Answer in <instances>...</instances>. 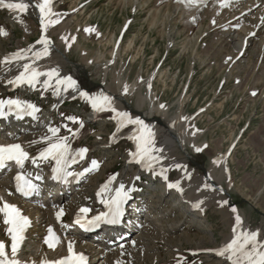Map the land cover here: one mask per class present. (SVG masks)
<instances>
[{
    "label": "rangeland",
    "instance_id": "374dc122",
    "mask_svg": "<svg viewBox=\"0 0 264 264\" xmlns=\"http://www.w3.org/2000/svg\"><path fill=\"white\" fill-rule=\"evenodd\" d=\"M24 2L29 4L27 11L21 15L27 24L26 33L16 16L10 10L0 7V27L8 33L7 36H0V58L4 53L13 51L17 42L23 48L35 47L42 34L40 13L35 7L39 0ZM51 7L58 14L51 19H59V23L50 24L44 34L67 58L68 63L64 68L69 75L81 84L89 78L97 85L104 83L117 88L121 93H125L126 85H133V90L125 93L129 106H125L122 111L130 115L135 113L130 109L132 107L140 106L141 112L147 110V100H142L140 105L138 103L139 97L146 95L149 88L153 104L165 105L162 124L172 127L170 118L180 115L189 131L186 132L188 134L184 145L189 157L179 148L171 150L168 143L162 142L161 137L155 135L154 138H158L159 145L167 151L163 160L172 162L184 158L193 170L194 178L188 175L187 180L177 168L169 167L166 168L165 180L159 175L160 166L155 168L154 173L149 170L139 171L136 162L126 165L124 182L135 179L132 191L135 198L132 200L142 212L141 217L138 213L137 218L143 224L137 227L140 229L146 225L145 228H150L147 234L150 237L154 234L152 232L161 228L158 227L161 224L165 234L157 239L151 238L153 246L149 253L153 255L150 257H142L141 261L136 257L139 261L136 262L137 248L141 244L143 246L140 241L135 250L129 247L117 251L108 264H218L220 259L211 258L205 262L202 256L188 253L189 247L199 241H205L208 246H220L223 235L229 230V223L235 222V214L231 211L233 207L237 213H243L247 231L258 230L264 242V17L256 13L252 17L242 16L240 7L231 5L213 14L205 12L201 21L192 22L190 13L179 9L180 6L177 7L173 0H53ZM228 24L233 28L225 29ZM233 25L257 29L256 35L243 51L240 48L242 33H235L238 29ZM87 28L95 31L86 32ZM36 63L34 67L39 70L45 67L41 59ZM72 63L83 64L85 72L73 73ZM17 70L16 75L23 71L21 66ZM9 74H13V69ZM9 74L0 73V96L6 93V78ZM52 84L53 87L47 90L42 83L36 85L31 100L39 106L40 111L36 113L38 118L23 120L17 125V131L29 129L25 134L26 139L18 137L21 140L18 141L23 142L29 150H37L46 145L41 142V137L51 135L49 132L37 138L29 134L38 131L33 125L49 117L52 127L60 129L58 135L68 137L71 149H88L83 167H89L92 160L99 162V169L89 172L83 180L84 184L75 190L71 189L70 194H67V198L73 200L65 203L63 223L58 224L51 218L56 231L62 233V225L70 222L73 211L82 207L93 211L96 206L92 196L95 185H104L109 177H117L123 170L129 152L132 151L125 133L133 126L128 125L118 131L117 121L104 116L96 122H85L92 112L89 113L90 103L69 95L67 91L62 93L63 96L60 93L54 94L56 85L55 82ZM97 85L89 87L87 91L97 90ZM253 92L256 95H252ZM11 95L7 94L6 97ZM61 98L65 101L58 107L56 105L49 116L50 112L47 111ZM67 117H76L83 122L78 135L73 136L68 129L76 131L79 123ZM196 147L203 148V151L197 153ZM222 157L227 177L221 179L218 187L226 189L223 198L214 195L208 200L204 195L201 207L189 212L185 202L183 206L173 205L178 196L175 188H169L165 196L160 195L164 183L176 182L183 189L180 195H187L191 178L199 182L207 180V172L218 159L220 162L215 164L213 174H219ZM136 174L140 175V179H136ZM113 184L109 186L108 192L113 191ZM225 200L228 203L223 206L218 203ZM162 214L166 217L159 222L150 221L151 217ZM37 222H32L26 232L20 250L21 256L25 258L28 253H37L39 250L37 243L43 234L39 233V238L37 233L43 229H40L41 225ZM174 224L176 228L173 229L171 227ZM6 228L0 214L1 241L8 238ZM138 232H134V235ZM131 240L133 238L128 239ZM9 243L11 245V241ZM172 243L175 246L171 247ZM175 251L180 256L177 252L172 255ZM184 257L186 260L180 261Z\"/></svg>",
    "mask_w": 264,
    "mask_h": 264
},
{
    "label": "bare ground",
    "instance_id": "6f19581e",
    "mask_svg": "<svg viewBox=\"0 0 264 264\" xmlns=\"http://www.w3.org/2000/svg\"><path fill=\"white\" fill-rule=\"evenodd\" d=\"M173 3H175V5L177 7L180 6L179 9H182V10L189 12L191 15L192 22L201 21L203 14L205 12H208V13L211 12L210 14H213V12H216V11L220 10L221 8H225V6H222L223 0H197V3L191 4V5L187 2V0H178V1L173 0ZM231 5L239 6L240 7L239 12L242 16L252 17L253 14L256 13L258 16L264 17V0H231V3H229L228 6H226V7H229ZM1 8H3V7H1ZM3 9H6V8H3ZM11 12L17 17V20L19 21L20 26L22 28H24L25 33L28 32L27 24H26V22H24V20L21 16L24 13H17V12H13V11H11ZM230 26L231 25L228 24L227 27H225V29L233 28ZM233 26H235V28L238 29V31H235V33L236 32L242 33L241 36L243 38H242L241 43H240V46H241L240 48H241V51H243L244 48L246 47V45L249 43V41L252 40V37H254L256 35L257 29L255 30V28H247L244 25H241V26L240 25H233ZM55 46L52 43H50L49 54L47 56H44L43 58H41L42 63H45V67H42V68L40 67V68H41V71H47L50 68H60L59 70H60L61 77L71 76L72 79L76 81L77 88L75 90L72 88H69L67 90L69 95L78 96V95H80L81 92H85L91 97V96H99L100 94L103 93V94L111 96L113 98V106L118 111H123L125 106H129L127 99H126V96H125V93H121L117 88L115 89V87L112 86L114 88L113 89L109 85H106L104 83H100L99 85H97V83H95L91 80H88L89 78L87 79L86 83L81 84V83H79V81L74 79L72 75H69L64 68L65 65L68 63L67 58L62 53H60V51H58V49H57V46L56 47ZM42 48H43V45L37 44L34 48H32L31 52H27V56L32 58L33 52L41 51ZM21 49L27 50V48L21 47L20 43L17 42V46L15 47V49L13 51H11V52L5 51L6 53H4V55H2L0 58V60H1L0 73H4V75H6V74H9V71H11V69H13V74H11V75L9 74L10 76L8 78H6V79H8V82L6 83L8 89L25 90V89L30 88L32 93H33V91L36 90V87L32 88L28 85L13 86L12 84L9 83L10 80H13L16 77V74L18 73L17 69L20 68V66L23 69L22 65L24 63H32V59L22 60V61H13L11 63H5L4 62L5 57H8L12 53H15ZM36 61L37 60H35V63L33 64V66L37 64ZM71 65H72L71 67L73 68V73L76 74V73H80V72H85V66L83 64L72 63ZM41 78L45 79L46 77H41ZM43 79H41V81H43ZM150 80L148 81V84H150ZM52 82H55V81L53 80ZM96 85L98 86L97 90L87 91V89L89 87L96 86ZM126 87H127V90L129 92H131L134 88L133 85H131V86L126 85ZM93 88H95V87H93ZM60 89L61 90L59 91V93L61 94V96H63L62 93L65 92L63 90V86H60ZM15 94L16 95L13 96V99L18 98L22 101H27L29 103L35 104L38 107L36 102H33L31 99H28L30 97L24 96L22 93H19V94L15 93ZM139 98L140 99H139L138 104L140 105L142 100H147L148 101V108H147V110L141 112L140 108H139L140 106L132 107L130 109L135 113L131 116L140 117V119H142L145 122V124H147L149 126L151 131L154 133V136L156 135V137L157 136L161 137L163 139L162 142L168 143L171 150H173L175 148H179L184 154L187 155V157H189V153L186 151L185 146H184L186 134H188L186 132H189V131L186 130L187 129L185 126L186 124H185L184 120L181 118V116L175 115L172 118H170V122L172 124V127H168L166 125H163L162 121H163V118L165 117V110H164L165 108L163 109L160 107V105H154L153 104V102L151 100L152 99L151 90L148 88L146 95H144L143 97L141 96ZM56 105H58V103L54 104L47 111V113L50 112L49 116L52 115V111H54ZM103 116L113 119L115 117V113L108 111V110L97 112L93 109L91 114H90L89 120H98L99 118H101ZM30 118H33V117L29 116V115H24L23 118L17 119L15 114H10L7 117H3V119H6L8 122L6 123V127L3 130L0 129V145L21 144L23 146V148L29 153V149L23 144V142L21 143L18 141V140H20L19 138H21V139L25 138L26 139L25 134H26V131H28L29 129L27 130V129L22 128L23 131L18 130V133H15L14 130L17 129V125L20 124L23 120H28ZM113 120H116V119L114 118ZM33 127L38 128V131H35L33 134H29V135H32V137H34V138H37V137L43 136L44 134L48 133V128L52 127V125L50 124L49 117H48V118H45V120H43L42 123L35 124V125H33ZM31 130L33 131V129H31ZM20 132H21V134H20ZM135 133H136V128H135V126H133V128L130 131L126 132L125 134L129 138L130 136L134 135ZM157 139L155 140L156 141V143H155L156 148L163 149V151L160 153H157V155L162 156V157L163 156L166 157L167 151L164 150V148H163L164 146L161 147L162 145H159V142L157 141ZM187 140H188V138H187ZM71 150H73V152H74L77 149H71ZM135 151H136V144L134 145V150L129 152V155L126 159V162H125L126 164H125L123 170L118 174L116 179L113 181V183H114L112 186L113 191H111L113 196L115 195V189L119 188L120 184H124L126 189H132L133 188V182L131 181L132 178L130 180H128L127 182H124L123 175L125 174L126 165L135 163L134 161L131 160V157H130V153L135 152ZM171 152H173V151H171ZM29 155H30V153H29ZM172 156H174V155H172ZM163 159L160 160V162L156 165V167L160 166L164 169L169 168V167L177 168L179 173L182 175L183 178L187 179L188 178L187 176L189 174L194 178V174H193L194 172L192 173L193 170H191L189 168V166L187 165V162L184 158L180 159V160H175V161L172 160V162H166ZM167 159H169V158H167ZM79 161L80 160L78 159L76 163H79ZM76 163H72L68 170L71 172H74V173H80L85 168H87L86 166L85 167L82 166L83 168L78 167V168L73 169L72 167H74L73 165H75ZM221 163H222V166L220 167L219 174H215V175L213 174L214 173L213 169H214V166L216 163L212 164V166L209 169L210 173L207 172V180H205L204 182H199V181L191 178L192 180L190 182H188L189 183L188 184V188H189L188 194L182 196V195H180L182 193H179V191H177L176 193L178 196H176V198L173 202V205H179V206L182 205L183 206V203L185 202V203H187V205L185 207L186 210H188L189 212H193L196 209H199L197 207H194V205L197 202H199L202 198H204L203 197L204 195H206L208 197V200H211L210 198H212V196H214V195H220L222 198L224 196H226V189L223 190V189L218 187L221 179L223 177H227V171H226V165L224 163V157L221 158ZM54 164H55V162H54ZM177 165H181L182 167H177ZM137 166L138 167L140 166V170L148 171V169L143 167L141 164L137 163ZM88 173H86L85 175H87ZM138 175L136 177H138ZM68 178H70V177H68ZM5 179L0 181V198H2V200H0V204H2L3 202L6 201L9 204L15 205L20 210L22 215L29 218L30 225L32 224V222L38 221L37 223L39 225H41L40 229H43L37 233V234H39V233L43 234V237L37 243V246L39 247L38 252L37 253L30 252L27 254V257L25 258V257L21 256L20 250L22 249V246H23L24 241L26 239V232L30 229V226L26 229V231L24 233V239H23L22 243L20 244L18 255H17V258L19 260H21L22 264H40V262L42 260H48V261L60 260L61 258L65 257L69 254L68 253V243L70 241L73 243V248H74L75 252L83 253L84 256L87 257L88 264H108L110 262V260L112 261L113 257L115 256V253H117V251L125 250L126 248L128 249L129 247H131L130 250H135L134 248L139 246L138 244L140 243V241H142L144 247L143 246L141 247V245H142L141 244L139 246V248H137L138 252L135 254V259L137 257L138 260L141 261L142 257L148 258L151 255H153V254L149 253V250L152 249L151 247L153 246L151 244L152 243L151 238L157 239L165 231V229L163 230L162 225L159 224L158 227H161V228H159V230L157 232H152V234L153 233L154 234L150 235V237H148L147 234H149L150 228L149 229L145 228L146 227V225H145L144 228L142 227L139 229L137 226H139L140 224H143V223L141 221H139L140 219H138L137 215H135V217L132 218L130 225L128 224V222H123L122 225L115 228V233L116 234H117V232L119 233L117 235H120V233H128V236H127V238H123L122 242H120V244L114 243L111 246L110 241L115 239V237H116L115 235H112L111 238H105V236H107V235H105L104 236L105 240H103V239L94 238V236H87V235L84 236L82 233H80L78 231V228L76 227V225L73 222L74 217L79 213V209H77V210L73 211L74 213L72 212L73 213L72 222L64 223L65 225H68V227H64L61 230L63 235L65 233L64 236H61L62 233H59L56 231L55 225L51 221V218H52V220L54 219L55 222L61 221L60 224L63 223V220L65 217L62 216L61 220L58 221L56 219V212L60 208H63L65 211V205H66L65 203H67L69 200H73L71 198H67L68 195L70 194L69 192L71 191V189H70L71 186H66L65 184L57 185V186H55L56 188L55 187L53 188V189H55L54 191L45 192V193H43L44 194L43 196L37 195V196H32L28 199H22L20 197L15 196L14 194H11L10 190L8 189V181H6ZM81 179H84V176H82ZM185 182L187 183V181H185ZM205 183L211 184L215 190L204 188L203 185ZM80 184L83 185L84 183H78V186H80ZM168 184H170V183H164L163 184V188H162L163 193L160 192V195L165 196L170 191ZM85 187H86V185H85ZM99 187H100V183L95 185V189L92 193V196L95 198V201H98L101 203V200L104 198V193L101 196L97 195V193L100 191V189H98ZM50 189H51V187H50ZM132 191H133V189H132ZM132 191L129 193L130 198L134 196V195H132V193H133ZM21 200H23V201H21ZM25 201H27V202H25ZM132 207H135V209H137V211H138V213H140V217H141L142 212H140L139 207H137V204L135 205L134 200H132ZM48 213H50L51 216ZM238 214L240 215L242 222H243L242 227L239 230L247 231V229L245 227V219H244L243 213L239 212ZM165 217L166 216L163 214L162 215H156V216L151 217L150 221L155 220L156 222H159L161 218H165ZM234 219H235V215H234ZM64 224L62 226H64ZM234 226H235V222L229 223V225H228L229 230L225 235H223L222 241H221L222 244L220 246H208V245H206L205 241H199L195 244V246L189 247L190 252H188V253L194 254L197 256L199 255V257L202 256L205 262L206 261L209 262L211 258H213V259L217 258V259H220V261H219L220 264H224V263L230 264V261H228L226 259V257L217 256L214 251H207V250L218 249L221 246H223L224 244L228 243L234 236V233H233V227ZM49 227H51L54 230V232L56 233V236L59 238V243L56 245L55 248H49L48 245L44 243V239L48 235V228ZM137 228L139 230V232H138L139 234L136 233L137 235H134L135 234L134 232L138 231V230H136ZM171 228H173V229L176 228L175 224ZM173 229H170V230L172 231ZM141 232H143V233H141ZM45 233H47L46 236H45ZM83 236L86 238H84ZM131 238H133V240H131L132 242L128 241V239H131ZM41 240H42V242H41ZM2 241L7 245V251L10 254L11 248L8 246L9 241H11L10 236L8 235V238L5 240H2ZM168 242H170V241H168ZM80 243H82V245H80ZM170 246L173 247L175 245L172 243V244H170ZM175 249H176V247H175ZM178 249H180V248H177V250ZM141 250H143V252H144V253L142 252L143 254H141ZM176 252H177V255H179L178 251L173 252L172 255H175ZM21 253H22V251H21ZM140 254H141V257H140ZM124 257H126V256L124 255ZM138 260L136 262H139ZM129 261H132V260H129ZM164 264H169V263H164Z\"/></svg>",
    "mask_w": 264,
    "mask_h": 264
},
{
    "label": "snow or ice",
    "instance_id": "6c2138e0",
    "mask_svg": "<svg viewBox=\"0 0 264 264\" xmlns=\"http://www.w3.org/2000/svg\"><path fill=\"white\" fill-rule=\"evenodd\" d=\"M53 0H39L35 4V7L40 13V24L42 34L40 38L36 41V44L43 45L41 51L33 52V57L27 56V52H31L34 46L29 49H21L10 56L5 57V63H11L13 61H22L32 59V63H24L22 65L23 71L19 73L13 80L9 83L13 86L28 85L35 88L37 84L42 83L45 90L49 87H53L52 81H55L56 87L54 88V94H58L60 86H63V90L67 91L69 88L76 89V81L72 79L71 76L60 75V70L58 68H50L47 71H41L34 67L33 64L35 60H39L44 56L49 54L50 41L44 34L48 26L59 23V19H51L53 16H58V14L52 11ZM191 4L197 3V0H187ZM231 0H223L222 6H228ZM0 7L6 8L10 11L17 13H25L29 8V4L25 3L24 0H0ZM86 32L95 31L92 28L85 29ZM8 33L5 29L0 27V36H7ZM75 39L74 37L72 38ZM70 46V45H69ZM231 59V57H229ZM41 77H46L41 81ZM125 93L127 88L125 87ZM252 95H256L255 92ZM80 96L86 99L92 106V108L97 111H111L115 113V119L117 121V130H121L128 125H133L136 128V133L129 137L136 143V151L130 153L131 160L141 164L143 167L155 173L156 165L163 159L162 156L157 155L163 151V149H158L155 146L154 133L151 131L149 126L140 119V117H133L128 112L118 111L113 106V98L111 96L100 94L99 96H89L85 92H81ZM161 108L165 105L161 104ZM39 108L32 103L27 101H22L20 99H0V117H7L10 114H15L17 119L23 118L24 115L32 116L33 119H37L36 113L39 112ZM68 120L79 123L80 128H83V122L78 121L76 117H67ZM187 119V117H184ZM65 127H67L65 125ZM73 136L79 134V130L73 131L68 129ZM48 132L51 135H45L41 137V142L46 144L36 157H31L29 153L23 148L21 144H8L0 145V168L5 167L6 163L9 161H14L21 169H23L25 161L31 160L33 164H38L41 161H54L55 166L52 168L53 179L64 180L68 182V177L79 178L84 176L88 172H92L99 169V162L97 160H92L90 166L85 168L80 173H74L69 171V167L72 163H76L77 160H83L88 152L87 148H80L78 150H71L68 137L59 136L60 129L49 127ZM115 134H113V139ZM31 143H37V141H32ZM206 148L207 145H204ZM234 147V146H233ZM195 151L197 153L203 151V148L196 147ZM230 154V153H229ZM220 160L214 161V163L219 164ZM177 167H182L177 165ZM166 169L160 168L159 175L163 176L167 180ZM190 178V174H189ZM36 179H41L37 176ZM116 179L115 176L109 177L108 181L101 186L100 191L97 193L101 196L103 193L109 191V186ZM139 179V177H136ZM16 180V191L21 195L27 197L31 196L33 193L39 192V186L33 183L32 179L28 178L23 173H18L15 177ZM169 188H175L177 191L183 193V189L179 182L168 184ZM206 189L215 190L213 186L209 183L203 185ZM132 189H126L124 184H120L119 188L115 189V195L108 198L102 199L101 203L107 208L106 212H101L96 216L88 218V213L91 209L82 207L79 209L74 223L80 225L85 231H89L92 228L98 227L100 223L116 224L119 223V219L123 214V205L130 198L129 193ZM2 200V198H0ZM204 203L200 200L194 205V207L200 208ZM223 206L227 204L228 201L218 202ZM231 211L235 214V226L233 227V238L223 246L218 249H211L207 251H214L217 256L226 257L230 264H264V242L261 240V233L257 231H241L242 219L237 213V209L233 207ZM0 214L3 216V223L7 226L6 231L11 239V252L7 251V245L0 241V264H22L21 260L17 258L20 244L24 239V233L26 229L30 226V220L28 217L21 214L20 210L13 204H9L6 201L0 204ZM64 215V209L60 208L56 212V219L61 220ZM68 227V225H64ZM44 243L48 245L49 248H55L59 243V238L56 236L54 230L49 227L48 235L44 239ZM68 255L56 261L42 260L40 264H87V257L83 253L75 252L73 248V243L70 241L68 243Z\"/></svg>",
    "mask_w": 264,
    "mask_h": 264
}]
</instances>
